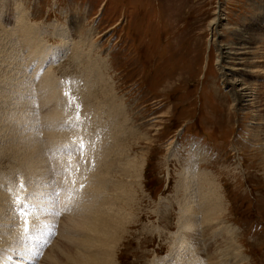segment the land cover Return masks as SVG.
I'll return each mask as SVG.
<instances>
[{
  "label": "rangeland",
  "instance_id": "1",
  "mask_svg": "<svg viewBox=\"0 0 264 264\" xmlns=\"http://www.w3.org/2000/svg\"><path fill=\"white\" fill-rule=\"evenodd\" d=\"M18 5L27 11V18L37 24L48 46L57 51V62L52 68V98L37 99L36 101L41 103L39 106H32L30 102L25 112H22L32 124L31 131L28 130L27 133H35L34 138L37 139L39 147H42L41 150L43 149L45 177L49 179L51 186V189L47 190H50V195L43 197H46L44 204L50 203L49 206L39 211V207L35 205V214L50 217L51 222L41 227L38 231L39 241L26 250L34 257L35 264H52L47 263L49 258L46 255L50 253L54 254V259L64 264L65 255H76L79 250H84L79 244L83 235L88 233L84 232L86 229L77 227L78 236L72 237L69 227L63 226L67 225L64 215L68 212L71 214L78 205L74 200L85 197L88 192L85 184L89 179L88 172H81L80 167L89 165L94 158L100 157L103 145L101 143H104L101 139L106 141L108 137L102 135L101 130L105 123L102 118L107 115V110L104 108L105 112L101 114L102 108L95 107L101 114L99 118L94 114L85 116L86 112L83 111L85 104L93 102L86 100L89 98V91H86L89 83V88L93 86L91 91L99 85L95 78L94 81L91 80L90 74V70L99 64L112 93V96H108L123 108V112H120L123 117H119L122 120L114 122L119 127L129 125L126 127L127 131L129 130L128 136L120 139L121 147L126 150L123 153L129 151L130 157L136 155L145 158L142 177L138 180L136 201L132 208L127 209V217L130 219L127 226L120 231L117 245L113 249V257L107 263L176 264L178 261L183 262L182 264H220L221 255L218 248L223 247L220 252L230 254L223 256L225 264H264V61H259L260 56L264 55V36H261L264 35V0H0V52H9L13 48L12 55H17L18 59L17 62L7 65V58L5 60V55L0 53V86L6 83L3 81V74L12 70L18 73L16 78L26 79V88L30 87L29 82L34 80L33 70L37 64H27L26 53L19 51V43L16 40L11 43L5 36L8 29L10 28V31L13 28V11ZM253 23L257 25L255 30ZM247 26L252 27L250 32L256 34L255 37L259 40L261 38V43L257 42L256 46L251 43L250 47L238 50L237 53L242 54H238L232 61L233 58L230 57H234L233 50L241 47V44H238L242 34L239 29ZM66 31L70 36L62 38L60 33ZM82 38L89 42L85 40V43L79 44L78 40ZM88 44L93 46H87ZM61 45L64 46L62 50ZM226 52L231 55L227 56ZM87 55H90V62ZM51 59V55L44 56L45 61L35 77L41 78V75H44ZM233 64H236L237 69L249 67L248 70H251L246 73L245 78L252 88L259 89L257 110L255 107L249 109L241 105L243 101L235 100L231 87L226 82V75L231 77L229 70ZM25 95L21 97L22 102L29 99V95ZM108 96L102 94L104 100ZM4 100L5 98H0V116L9 108V105H1ZM60 100H63L64 104ZM94 102L96 103V100ZM43 104L46 108L42 110L40 107H45ZM61 104L62 109L58 107ZM47 107L59 109L63 113L62 116L59 115L61 117L58 122H51L53 127L55 125L56 131H52L56 133H53L54 135L49 131L53 130V127L45 123ZM5 117H0V121L10 123L11 119ZM89 117H94L93 126L91 124L87 131L80 130L81 126L85 127L84 119ZM15 121L12 118V122ZM44 127L45 130H42ZM8 132L0 129V147ZM50 133L55 137L49 138ZM76 133L81 136L78 137ZM111 140L108 139V144L113 145ZM21 141H17L18 145ZM9 156L10 158H6L0 155V193H7L4 192L9 206L6 223L10 230L13 228V217L18 219L21 212L30 216L31 209H25L30 203L29 198L43 191L41 185L48 184V181H45L43 175L44 180L22 167L17 159L12 158V154ZM71 161L74 163L70 164ZM190 162L199 166L198 170L209 174V193L216 199L223 197V219L232 231L235 230L234 248L237 252L234 248L225 250L223 232L202 234L205 244H201L200 259L194 263H191L190 252L186 250L188 248L181 250L175 246L174 237L179 234L181 217L178 201L183 196V193L178 192L177 185ZM14 166L17 169H14ZM5 169L7 172H4ZM42 171L41 168L37 172L41 175ZM7 173L10 176L5 177ZM9 177L12 182L8 180ZM121 178L122 181H127L125 176L122 175ZM34 189L38 192L33 193ZM70 196L72 202L69 203L68 209L66 198L69 199ZM48 209L54 211H46ZM30 223L26 233L36 229L35 221ZM4 231L0 235L2 239L9 234L6 229ZM190 233L189 225L181 233L184 243L188 241ZM65 235H68V238ZM58 237L62 238L61 241ZM75 239L77 243L73 242ZM76 244L79 247L74 246ZM25 245L27 242L23 247ZM179 250L181 253L178 257ZM191 250L195 252L199 249L190 247ZM242 255L244 257L240 259ZM178 258L183 259L181 261Z\"/></svg>",
  "mask_w": 264,
  "mask_h": 264
},
{
  "label": "bare ground",
  "instance_id": "2",
  "mask_svg": "<svg viewBox=\"0 0 264 264\" xmlns=\"http://www.w3.org/2000/svg\"><path fill=\"white\" fill-rule=\"evenodd\" d=\"M26 12L27 11H25L23 9V7H21L19 5L16 7V9L13 11V13L15 15V21L13 22V28L10 31H9V29H10L9 28L8 34H6L5 36H7V39H9L11 43L15 42V40L19 43L18 45L21 47V48H19V51L26 53L27 64L33 65L34 63H36L37 66L33 70L34 75L32 74L34 80H32L33 82L32 81L29 82L30 87H26V88L24 87V85L26 83L25 82L26 79L20 80V79L16 78L18 73H14V72H12V70L9 71L6 68L8 71H7V73L3 74V81H5L6 83L4 86H0V90H1L0 91V93H1L0 98L1 97L5 98V100L2 102L1 105H5V107L7 105H9L10 109L7 108V110L9 112L6 113V111H7L6 110L3 113V115L0 117L4 118L6 116L5 118H9V120L10 119L11 120H10V123H8V124L4 123L5 121H3V120L0 121L2 123V125H0V129H5V131H9L8 136L5 135V136H7L5 138V140H2V147H0V155L5 156L6 158H10L9 155L12 154V156H13L12 158L17 159L21 163L22 167H25L29 171H32L31 173H33V175H35L36 177H40L43 180L45 178V181L47 182L49 179L47 177H45L44 156L42 154V153H44V152H42L43 149L41 150L42 147H39L40 145H38L37 139L35 140V138H34L35 133H34V135L32 133H29V134L27 133V131L31 129L32 124L30 123V120L28 121V119H26V117L23 116L22 112H25V110L27 109L28 104H30V102H31L32 106H34L35 104H38V106H39V104H41V103L37 102L36 101L37 99L43 98V100H44L48 97L52 98L50 96V91L52 90V84L54 83V75H53L54 72H53L52 68H53V65L57 62L56 61L57 51L55 49H53V47L51 48L50 46H48V44L46 43L47 41L44 40V38L42 37V33H41L42 31L40 32L39 27L37 26V24L35 22L33 23L30 19L27 18ZM253 26H254V30H255L257 25L253 23ZM250 31H252L251 26H247V28L245 27L243 29H239V33H242V34L239 36L240 41L238 44H241L240 45L241 47L239 49L236 48L235 50H233L232 53L234 54V57H230V58H233L232 61H234L236 59V56L238 54L240 55L241 52L237 53L238 50L246 49L247 46L250 47L251 43H253L254 45L257 42L261 43V38L259 40L257 37H255L256 34H253ZM60 34H62V38H67L70 36L68 31H66V33L61 32ZM261 36H264V35L261 34ZM11 37H12V39H11ZM5 39H6V37H5ZM85 40L87 42H89L87 39L82 38V40L81 39L78 40V43L79 44H80V42L85 43ZM263 41H264V39H262V42ZM90 44H88L87 46L92 47L93 45H90ZM63 48H64V46L61 45V50ZM79 49H77V50H79ZM13 50L14 49L12 48V50H10L9 52L8 51L4 52V50H3V52H0V53H2V55H5V60L7 58V65L9 63L12 64V62H14V61L17 62V60H18V59H16L17 55L16 56L12 55ZM90 51H92L91 48H90ZM229 51H232V50H229ZM226 53H227V56L231 55V53H228V52H226ZM75 54H79V53H75ZM89 54H91V53H89ZM45 55H51L52 56V59H51L52 61L49 64V68L45 71L44 75H41V78L35 77V74L38 72V70L40 69V66H42L43 62L45 61L44 60ZM89 56L87 55L88 58H89ZM8 57H9V59H8ZM10 57H11V60H10ZM74 57L76 58V55ZM80 57H81V55H80ZM72 58L73 57H71V59ZM239 58L242 59V57H239ZM79 59L81 60L82 58H79ZM247 59H246V61H247ZM259 59H260L259 61H264V55L260 56ZM77 60H78V58H77ZM89 60H90V58L88 59V61ZM59 62H61V61H59ZM89 62H86V63H89ZM18 64H19V62H18ZM20 64H21V62H20ZM236 67H237L236 64L230 65L229 71H231L232 74H231L230 78H228L227 77L228 75L225 74L226 78H227L226 82L231 87L233 96H234L236 101H243L241 105L247 106V108H249V109L251 107H255V109L257 110L256 103H257L258 97L260 96L259 95L260 94L259 89L256 88V90H255V88H252L251 85H249L247 83V80L245 78V76H247L246 73H250L251 70H248L249 67H248V69L246 67L245 68L241 67V68L237 69ZM88 69H90V68H88ZM101 69L102 68L100 67V64H99V65H96L95 68L90 70L91 73L89 72L90 74H92L91 80H93V78H95V82H97L99 85H97L94 88V90L91 91V88L93 86L91 88H89L90 83L87 82V83H89V87L87 86L88 88H86L87 89L86 91H89V94H88L89 98H86V100L90 99L93 102L91 104H89V103L85 104V106H84L85 110H83V111L86 112L85 116L94 114L95 117L99 118V117H101V114L103 112H105L103 109L105 108L107 110L106 111L107 115H104L102 118V120L105 123L104 124L102 123L103 125L102 126L100 125V126H101V130L103 132L102 135H105L108 137H107L106 141L104 138H102L103 140L101 139V141L102 142L104 141V143H101V145L103 144L102 145V151H100V152H102V154L99 153L100 157L97 156L99 159H97V157H96V159L94 158L96 160L95 162L93 159V161H91V163L89 165H86L84 167H80L81 172H88L87 174H88L89 179H88V182L85 183L87 185L88 192L87 193L84 192L85 197L77 198L74 200V202L78 203V205L76 206L75 210L71 214H68L69 213L68 212L67 214L64 215V219L67 221V225L65 224L63 227L64 228L69 227L68 230L70 229L72 231V234H71V235H73L72 237H74L77 234L76 233V231H77L76 229H78L77 227H80L81 229H86V230H84V232L86 231L88 233H86L87 235L85 234L86 236L83 235L84 237H83L81 243L79 244V246L83 247L84 250L80 251L78 249L79 251L76 253V255H71V256L65 255L66 258L64 257L65 258L64 264H110L107 262L110 259H112V257H113L112 253H113V249L117 245L116 243L119 239V233L130 219V218L128 219V217H127V214H129V213H127V209L132 208L135 201H136V197H137L136 192H138L137 190L139 189L138 188V186H139L138 180H140L139 177H142L141 172H142V167H143L144 162H145V158H142L143 156H136L135 155V157H133V156L130 157V153H128L129 151H127V153H123L126 150L124 151V149L121 147L120 139L125 138L126 135L128 136L127 132L129 130L127 131L126 127L129 125H127L126 127L121 125V127H119L114 122V120H122L119 117H120V115L123 117V113L120 114V112H123V108L120 104H118V103L116 104L115 103L116 101L111 98L112 93L110 91V88L106 84V80L103 76L104 74H103ZM80 70L82 71V69H80ZM87 71H86V73H88ZM22 75H25V74H21V76ZM88 75L89 74H87V77H88ZM85 77H83V78L85 79ZM17 79H18V81L16 82ZM74 79H73V81L77 80V79L76 80H74ZM80 82H83V81H80ZM27 86H29V84ZM16 87H18L17 88L18 89L17 95L15 94ZM67 89H69V92L71 91L70 88H67ZM74 91H75V89H74ZM25 93L27 95H29V97H28L29 99L27 98L28 99L27 102L24 100L22 102L21 97H23V94L25 95ZM53 93H55V90H53ZM102 94H104L105 96H108V95H111V96L110 97L108 96V98H106L104 100L102 98ZM58 96L61 97L60 94ZM249 96H251V97H249ZM85 97H86V95H85ZM62 98L63 97H61L60 99H62ZM53 99H55V98H53ZM94 100H96V103L94 102ZM60 102L64 104L63 100H60ZM69 102H71V100ZM65 103H66V101H65ZM82 104H84V103H82ZM12 106H14V107H12ZM43 106H45V105L43 104ZM97 106H99L98 108H102L101 114L98 113V111L96 110L95 107H97ZM48 107H47V114L45 115L46 116L45 117V123L49 124V127L52 128L53 126H52L51 122H53V123L58 122L60 117L62 116L61 114H63V113H61V111L59 109L55 110L53 107H51V108H48ZM58 107H60L61 109L63 108L62 104ZM40 108H42V110H43L44 108H46V106L45 107L41 106ZM92 109H94V111L91 112L90 110H92ZM253 110H254V108H253ZM58 113H60V114H58ZM4 114H5V116H4ZM0 115H1V113H0ZM59 115H61V116H59ZM108 115H110V117ZM12 118L14 120H16L14 123L12 122ZM73 118H74V116H73ZM92 118H94V117H89L88 119L86 118L87 120L84 119L85 120L84 121L85 127L81 126L80 130L89 129V126L91 124L93 126V119ZM100 121H101V118H100ZM18 122L21 124H19ZM81 122H82V120H81ZM74 123H75V121H74ZM109 123H111V124H109ZM41 124H42V122H41ZM95 125H96V123H95ZM42 127H43V125H42ZM54 127H55V125H54ZM54 127L52 128L53 130H49L52 134L56 131V130H54ZM42 130H45V127H44V129L42 128ZM60 130L62 131V128ZM52 131H54V132H52ZM93 131H94V129H93ZM97 131H99V130H97ZM79 132H82V131H78V133ZM58 133H59V131H58ZM78 133H76V134H78ZM50 134H49V138L55 137V136L52 137V134L51 135ZM54 134H56V133H54ZM82 134H83V132H82ZM79 135L81 136V134H78V137H79ZM144 135L146 136L147 134H144ZM90 137H92V136H90ZM131 137H133V136L131 135ZM137 138H138V136H137ZM108 139L113 140V141L111 140L112 141L111 144H113V145L108 144V142H109ZM18 140H20V141L22 140L21 142H19L20 145H18V142H17ZM54 140H56V139H54ZM89 141H90V138H89ZM58 142H59V140H58ZM41 144H42V142H41ZM10 146H11V149H10ZM55 146H56V144H55ZM97 151H98V148H97ZM92 152H93V150H92ZM93 153H96V152H93ZM88 154H89V152L87 153V155ZM125 157H126V159H125ZM128 158H130V159H128ZM1 160L4 161V159H1ZM74 161H71L69 163L72 164V163H74ZM59 162H61V161H59ZM15 163H16V161H15ZM190 163L191 164H188L187 168L185 167V171L183 170L184 172L182 173L183 174L182 180L180 178L179 179L181 181L179 182V180H178L177 189H178L179 193L180 192L183 193V196L178 201V203L180 205L179 208H181V212H180L181 217L179 219V226H178L179 234L177 236L175 235L174 243H175V246L181 248V250H185L186 248H188L186 250H189V252H190V255H191L190 258L192 259L191 263H194L198 259H200L199 253H200V250L202 249L201 244H205L204 239L202 238L203 233L208 232V235H209L210 232H212V233L213 232H215V233L223 232V235H224L223 246L225 247V250H229L231 248H232L231 250H233L234 245H235V240H234L235 237H234L233 232L235 230L232 231L233 229H231L229 227V225H226V222L223 219V214L225 212L223 197L220 199H216L208 191L207 185L210 184L209 174L207 172L198 170L199 166H196L194 162H190ZM45 164H46V162H45ZM12 165H13V163H12ZM15 168L16 167L14 166V169ZM19 168H18V170H19ZM41 168L43 169V171L41 172V175H40L37 171ZM71 168L74 169L73 166H71ZM9 170H10V168H9ZM5 171H6V169L4 170V172ZM11 171H12V169H11ZM29 171H28V173H29ZM16 172H17V170H16ZM25 172H26V170L24 171V173ZM42 175L44 176V178L42 177ZM122 175L127 178V181H122V178H121ZM7 176H10V175H8V173H7V175L5 177H7ZM14 176H15V174H14ZM11 177H9L10 179L7 178L8 180H11L10 182H12ZM15 179H16V177H15ZM33 182H35V180ZM8 183H9V181H8ZM13 183H14V181H13ZM47 183L49 185L48 184L41 185L43 191H41L38 194H34V195H32V198H29L30 203H28L26 205L25 209L26 210L31 209V211L29 213L30 216H25L27 214H25V212H23V213L21 212L20 213L21 216H19L18 219L16 216L13 217L12 218L13 228L10 230H9V227L7 228L8 224L6 223L8 221L7 216L9 214L7 212V209L9 208L8 203H7L8 202L7 197L4 194L5 191L0 193V195L2 194V197L0 198V235L3 233V231L5 229L9 232L8 236H5L3 239L0 238V264H35L34 257L31 256L30 252H26V250L31 249L39 241V232L38 231H40L42 229L41 227L42 226L45 227L46 225L51 224V222L49 221L50 217H46L45 215H43V217H41L38 213H37V215L35 214V208H36L35 205L36 204L39 207V211L45 210L50 204L49 203V204L45 205L44 203H45L46 197L43 198L44 196L50 195V190H49V192L47 191L48 189H51L50 182L48 181ZM5 185H7V183ZM3 187L4 186H2V188ZM24 187H26V186H24ZM29 187H30V185H29ZM16 189H18V188H16ZM30 189H32V188L30 187ZM2 190H4V188ZM33 191H34L33 193L38 192L37 189H34ZM51 191L53 192V190H51ZM12 196H14V195H12ZM66 200H67L66 201L67 207L69 209L70 208L69 203L72 202V196H70L69 199L66 198ZM54 204H56V202ZM28 205H30V206H28ZM50 210L54 211L53 209H48L46 211H50ZM66 212H67V210H66ZM30 221L32 223L35 221L34 226L36 229L34 231L29 230L26 233L25 232L26 229L28 227H30V225H31ZM59 223H60V221H59ZM77 223L79 224V226H77ZM62 225H63V223H62ZM189 225L191 228V233L188 235V241L186 243H184V240H183L184 237L181 235V233L184 232ZM14 228H16V229H14ZM22 228L24 231L22 230ZM60 231H62V230H60ZM61 234H63V233H61ZM66 236L68 238V235H65V237ZM77 236L78 235H76V237ZM79 236H80V234H79ZM58 239H60V237H58ZM61 239H60V241H61ZM207 239H209V238H206V240ZM216 239H218V238H216ZM214 241H215V239H214ZM26 242H27V245H25V247H23V245ZM73 242H76V239H75V241L73 240ZM206 242H208V241H206ZM74 246L79 247L77 244ZM2 247H3V249H2ZM77 247H75V248H77ZM190 247L191 248L198 247L199 250L194 252V251H192L193 250L192 249L190 251ZM61 248H62V246H61ZM221 248H223V247L218 248L219 253L221 255V257L219 255L220 264H225V262H224L225 259L223 256L224 255H230V254H225L224 252H220ZM13 249H16V250H13ZM239 251H241V248ZM14 252H20V254L19 255H18V253L14 254ZM61 252L62 251L60 250V254H61ZM235 252H237V250ZM179 253H181L180 250L178 252V257H179ZM63 254H65V253H63ZM240 254H241V252H240ZM46 256L49 258V261L47 263L55 264L56 262H58V264H62L59 261H57V259H54V254L51 255V253H50L49 255H46ZM46 256H45V258H46ZM243 257L244 256L242 255L240 257V259H243ZM178 259H180V258H178ZM181 259H183V258H181ZM238 259H239V257H238ZM238 261L240 262V260H238ZM45 262H46V260H45ZM176 262H177L176 264H182L183 263V262H178V261H176ZM215 262H216V260H215Z\"/></svg>",
  "mask_w": 264,
  "mask_h": 264
}]
</instances>
